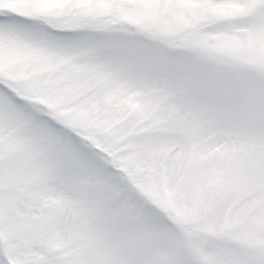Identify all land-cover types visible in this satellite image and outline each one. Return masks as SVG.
<instances>
[{
  "label": "snow or ice",
  "instance_id": "snow-or-ice-1",
  "mask_svg": "<svg viewBox=\"0 0 264 264\" xmlns=\"http://www.w3.org/2000/svg\"><path fill=\"white\" fill-rule=\"evenodd\" d=\"M0 264H264V0H0Z\"/></svg>",
  "mask_w": 264,
  "mask_h": 264
}]
</instances>
